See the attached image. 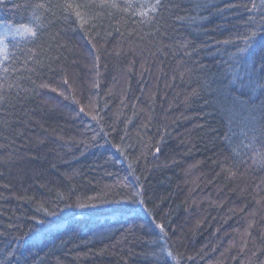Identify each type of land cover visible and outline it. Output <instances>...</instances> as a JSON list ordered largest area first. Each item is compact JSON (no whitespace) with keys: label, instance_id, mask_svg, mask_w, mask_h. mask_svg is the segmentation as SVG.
<instances>
[{"label":"trees","instance_id":"trees-1","mask_svg":"<svg viewBox=\"0 0 264 264\" xmlns=\"http://www.w3.org/2000/svg\"><path fill=\"white\" fill-rule=\"evenodd\" d=\"M0 31V264H264V0H0Z\"/></svg>","mask_w":264,"mask_h":264},{"label":"rangeland","instance_id":"rangeland-1","mask_svg":"<svg viewBox=\"0 0 264 264\" xmlns=\"http://www.w3.org/2000/svg\"><path fill=\"white\" fill-rule=\"evenodd\" d=\"M5 53V41L2 36V32L0 31V57Z\"/></svg>","mask_w":264,"mask_h":264},{"label":"snow or ice","instance_id":"snow-or-ice-1","mask_svg":"<svg viewBox=\"0 0 264 264\" xmlns=\"http://www.w3.org/2000/svg\"><path fill=\"white\" fill-rule=\"evenodd\" d=\"M157 2H158V0H157ZM113 6H115V5H113ZM70 7H78V6H73V5H70ZM153 10H155V9H153ZM77 15L79 16V15H80V13H79V12H77Z\"/></svg>","mask_w":264,"mask_h":264}]
</instances>
